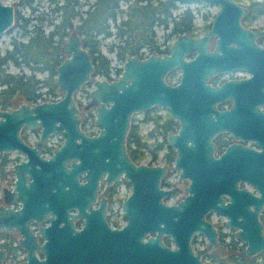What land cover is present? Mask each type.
Masks as SVG:
<instances>
[{"label":"flooded vegetation","instance_id":"1","mask_svg":"<svg viewBox=\"0 0 264 264\" xmlns=\"http://www.w3.org/2000/svg\"><path fill=\"white\" fill-rule=\"evenodd\" d=\"M73 1L75 12L68 17L70 24L66 27L63 25L57 28L61 16L56 8L61 0H48L51 5L42 18L50 25L45 34L55 33L57 29L65 33L62 40L53 34L54 42H59L60 60L68 56V53L61 50V45L67 37L75 34L81 43L83 36L79 25L88 5L80 9L82 2ZM229 1L243 8V12H226L223 19L212 28V21L220 3H206L208 7L214 8L208 9L209 11L202 15L201 25L195 27L191 20L188 29L174 35V38L179 34L205 37L202 63L205 69H210L203 80L206 89L182 94V99L176 102L172 115L162 105H152L130 115L129 126L131 123L137 125L139 140L136 146L133 141L128 144L126 132L125 151L134 164L164 166V172L155 187L149 186L133 194L131 183L122 174L115 179H106V172H102L95 188H92L87 183L88 172L81 157L53 159L55 165L59 166L63 162L65 168H69L72 163H78L75 172L78 187L70 188L67 184L61 188L54 187V202L45 204L41 212L25 220L28 236L22 235L15 226H1L0 264H129L128 247L131 237L141 242L155 239L171 249L177 247L172 234L162 230L164 223L161 220V206H176L190 193L191 177L188 173L192 166L204 165L207 158L218 159L230 145L261 150L255 137L241 136L234 134V131H264V0ZM10 5L14 16V6ZM33 10H36L35 6ZM236 16L237 19L233 23V17ZM170 43L158 44L154 50L143 46L136 54L130 55L139 58L150 54L163 55L168 52ZM196 54V51H189L182 55V60H192ZM121 65L116 69L117 75ZM182 72L180 65H174L165 72V82L171 85L179 84ZM95 76L106 80L116 77L110 72L108 78L99 75H91V78ZM86 84L91 83L87 82L84 86ZM80 89H83L82 86ZM61 95L53 99L37 98L35 102L56 100ZM86 102L81 110L77 107L79 129L86 136H91L97 133L93 122L95 110L92 106L85 107ZM77 103L75 101L76 106ZM18 105L0 106V112H9ZM160 109L164 112H160ZM164 127L167 134H183L175 143L168 144L166 136L164 141L161 139L160 132ZM211 131L212 133L207 135V132ZM18 136L25 148L14 147L9 151H0V212L3 209L16 210L21 205V200H16V190L11 194L5 193L14 187L16 174L13 165L28 162L27 167L19 168L23 182L27 183L32 179L29 168L32 166L46 171L48 168L41 159H50L54 150L63 142V137L58 131L49 132L39 141L40 126L23 125L19 128ZM233 156L234 167L240 166L236 163L237 160L241 162L240 156ZM257 166L258 177L264 180V154L258 156ZM224 167L230 169L223 165V171ZM218 168V165L212 164L210 169L213 176L217 174ZM231 176L229 180H233L236 189L245 187L254 195H259V190L249 181L229 175ZM210 177L206 172L205 178L209 180ZM220 196L223 201H227L226 191H221ZM38 200L44 201V197L40 196ZM257 217L264 233V206L260 208ZM171 218L176 219V216L171 215ZM203 219L211 223L216 233V243L200 253L203 262L216 264V261L226 254L243 256L241 245H236L237 242L241 244L243 241L237 237L234 229L224 223L227 219L224 214L216 209H208ZM197 237L203 239L204 244L193 248L192 243ZM189 245L193 251L206 247V235L194 231L189 238ZM220 246L223 250L217 252Z\"/></svg>","mask_w":264,"mask_h":264},{"label":"water","instance_id":"2","mask_svg":"<svg viewBox=\"0 0 264 264\" xmlns=\"http://www.w3.org/2000/svg\"><path fill=\"white\" fill-rule=\"evenodd\" d=\"M165 1L220 3L212 21V28L223 19L226 12H243V8L229 0ZM236 19L237 16L233 17V23ZM12 21V6L0 0V34ZM204 48L203 35L193 37L179 34L171 41L168 52L163 55L150 54L144 58L126 55L119 74L114 79L106 80L98 76L91 78L93 63L90 54L81 45L77 35L70 34L61 45V50L68 53V56L55 67L54 83L62 95L56 100L21 103L9 112H0V151H9L14 147L25 148L18 136L19 128L23 125L40 126L39 141L53 131H58L63 137L62 144L54 150L53 156L48 160L41 159L48 168L46 171L28 167L32 179L27 183L23 182L19 168L27 167L28 162L13 165L16 174L14 187L5 193L11 194L16 190V200H21V205L16 210L3 209L0 212V227L15 226L22 235L28 236L25 220L36 216L45 204L54 202V187L61 188L64 184L70 188L78 187L75 179L78 163H72L69 168H65L63 162L57 166L53 159L59 157H81L88 172L87 183L92 188H95L102 172H106V179H115L122 174L131 183L133 194L149 186L155 187L164 172V166L134 164L125 151L124 139L130 115L152 105L165 106L172 115L176 102L182 99V94L206 89L203 80L210 69H205L202 63ZM189 51H196L197 54L194 59L183 61L182 55ZM174 65L183 68L181 81L177 85H171L164 80L165 72ZM87 82L92 87L88 91V100L84 106L94 107L93 122L97 127V133L91 136H86L79 129L78 109L73 98L75 92ZM211 133L212 131L207 132V135ZM182 134L183 132L178 135L168 133L167 143H175ZM234 134L255 137L261 150L230 145L218 159L207 158L204 165L192 166L188 173L191 177L190 193L176 206H161V220L164 223L162 230L172 234L177 247L171 249L155 239L141 242L131 237L128 247L129 264H206L201 260L200 253L216 243L214 228L203 219L208 209H216L226 216L224 223L234 229L237 237L244 243L241 252L244 257L264 250V233L257 217L260 208L264 206V180L259 179L257 166L258 156L264 154V131H234ZM33 154L36 155L35 152ZM233 155L240 156L241 162H236L240 166L234 167ZM213 163L219 166L214 176L210 169ZM222 164L230 169L224 167L223 171ZM206 172L211 176L209 180L205 178ZM229 175L249 181L259 190V195H254L245 187L236 189L233 180H229L232 178ZM221 191L227 192V201L221 198ZM40 196L44 197V201L39 202ZM171 215H175L176 219H172ZM194 231L206 235L207 245L193 251L189 238Z\"/></svg>","mask_w":264,"mask_h":264},{"label":"trees","instance_id":"3","mask_svg":"<svg viewBox=\"0 0 264 264\" xmlns=\"http://www.w3.org/2000/svg\"><path fill=\"white\" fill-rule=\"evenodd\" d=\"M24 5H30L32 0H17ZM17 2V3H18ZM120 2L125 4L120 7ZM56 10L60 14V24L57 28L70 24L68 17L74 13L73 0H61ZM174 2L165 0H93L87 6L82 16L79 29L82 32L81 43L87 48L93 63L92 76L99 75L108 78L109 60L100 50L101 40L112 36L114 41L107 44V49L113 51L121 61L126 55L136 54L141 47L154 50L158 43L154 38V25L168 28L172 35L181 33L189 28L192 13L189 8H184L178 15H172ZM31 7V5H30ZM33 7H31V10ZM83 12V11H82ZM121 18L116 21V17ZM42 21L43 13L34 18ZM31 17H23L18 10H14L13 23L20 29V34H27L25 40L11 39L9 48L0 55V106L14 107L20 103H32L37 98L53 99L62 93L54 83L55 67L61 59L59 42H54L53 34L59 40L65 33L56 30L55 33L45 34L40 25L28 28ZM109 22H113L114 31L110 30ZM94 40V43H93ZM11 62L15 66L25 65L33 70L46 72L42 79L33 74L12 73L5 69L4 63ZM43 85L45 90L38 91ZM84 89V85L82 86ZM161 139L164 141L167 134L165 127L162 129ZM128 144L136 146L138 127L131 123L126 134ZM216 264H264V250L250 257L239 254L223 255Z\"/></svg>","mask_w":264,"mask_h":264},{"label":"rangeland","instance_id":"4","mask_svg":"<svg viewBox=\"0 0 264 264\" xmlns=\"http://www.w3.org/2000/svg\"><path fill=\"white\" fill-rule=\"evenodd\" d=\"M80 1L82 2L80 9H83L93 0H86L85 3L83 2V0H80ZM1 2L7 3V4H12L14 6V9L18 10L19 13L23 17H26V16L31 17V19L29 20L28 28L32 27V23H33L34 25H40V27L42 28V30L44 32L46 29H49L50 25H48V23H46L45 20H42L40 22L37 19L34 20L35 15H37L39 13L45 14L46 10L48 9V6L51 5L48 2V0H32L30 5H31V7L35 6L36 10H33V9L31 10L30 5L21 4L17 0H1ZM124 6H125V4L123 2H120V7L124 8ZM184 8H189L191 10L192 23L195 27H199L202 23V15L205 12H208L209 11L208 9L212 10L214 7H208L206 5V3H202V2H191V3L174 2V6L171 10L172 15H174V16L178 15V13L180 11H182ZM120 18H121V15H118L115 20L118 21ZM112 24H113V22H109L110 30L114 31V27L112 26ZM153 30H154V38L159 45H167L174 39V35H172L169 32L168 28H163L160 25H154ZM26 37H27V34H20L19 28H17L16 26H10V28H8L7 30H5L4 32H2L0 34V55L4 52V50L6 48H9V42L11 39L25 40ZM114 40H115V38H113L112 36H109L107 38L102 39L100 41L101 42L100 50H101L102 54L105 55L109 60V65H110L109 71H110V73L113 76H115V75L117 76L116 69L118 67H120L121 60L115 56L113 51H109L107 49V44L110 41H114ZM4 67L9 72L23 73L25 75L33 74L34 77H36L38 79H42L46 75V72H44V71L33 70L29 66H25V65L15 66L11 62H5ZM90 87H91V84H86L84 86V89H79L74 94V100L76 102H78L77 107L79 108V110H81L82 105L87 101L88 97H87L86 92L89 90ZM44 90H45V87L43 85H41L38 89V91H40V92H43ZM160 112L163 113L164 110L160 109ZM192 244H193V248H199L202 244H204V240L199 239V237H197V238H195V240L193 241ZM236 245L237 246L241 245L242 249L244 248L243 242L241 244H239L237 242ZM222 250H223V248L221 246L219 248H217V252H220Z\"/></svg>","mask_w":264,"mask_h":264}]
</instances>
